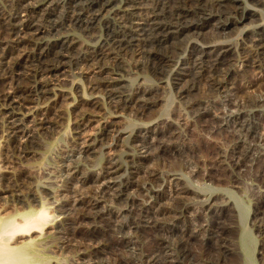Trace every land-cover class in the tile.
Returning <instances> with one entry per match:
<instances>
[{
  "label": "rangeland",
  "instance_id": "obj_1",
  "mask_svg": "<svg viewBox=\"0 0 264 264\" xmlns=\"http://www.w3.org/2000/svg\"><path fill=\"white\" fill-rule=\"evenodd\" d=\"M14 1L0 0V22L3 14L8 15L9 12L14 11ZM48 1L41 0L40 3L48 5ZM55 1L58 2V0ZM61 2L62 0L58 3ZM108 2V7L103 12L95 26V31L92 33L81 30L73 23H68V26L59 29V33L51 31L49 22L41 24V31L37 37L41 39L42 43L53 44L70 35L76 42L77 49L79 48L77 50L79 60L76 63L66 62L63 65L64 68L61 66L60 72L49 82L50 90L47 95L36 93L31 97V103H25L22 98L23 95L20 97L19 93H13L15 85L19 83L21 88H25V86L32 84L31 80L33 78H28L26 69L23 70L25 62L22 61L21 57L18 58V54L22 52L14 50L8 53L7 57H10L11 61L6 57L5 62L12 64V61H17L18 64L13 66L14 69L7 74V77L9 75L11 77L6 79V82L2 81L0 77V213L3 216L6 211H9L8 208L12 211L13 207H20L22 204L21 200L30 201L33 204L32 206L35 207H40L43 202L46 204V207L51 211L52 219L55 217V221L48 225L51 227H47L49 234H35L33 237V244L36 247L35 253L43 257V259H40L45 261V264H89L91 262L90 259L95 257L93 253L96 256L98 255L103 262L105 261L104 264L113 263L112 261L118 258L130 261L129 264H136L142 259L138 255V249L143 248V255L146 257L152 248L154 234L148 223L149 218L134 214L133 207L130 208L129 204H114L113 199L117 198L119 191L110 190L109 201L102 203V207L99 209L104 212L109 207L113 210H120V212L122 211L120 220L127 223L131 220L138 223V225L136 224V226L126 231L114 229L110 239L101 240L103 239L101 238L98 239L99 241L92 240L91 242V240L86 241V239L81 238V233L89 232L93 223L91 221L89 223L84 222L83 224L74 225L77 230H80H78L80 233L77 238L73 239V236L71 237L68 231L69 228L74 227L71 225L72 220L70 219L77 217V215L75 216L76 211L72 210L74 205L77 204L75 202L77 197L68 187L70 188L72 185L76 187L81 184L74 178L77 175L82 177L81 173L88 175V177L101 176L110 161H117L121 166L120 175L109 180V182L114 184H119L122 178L127 177L132 171V166H141L142 169L150 168V170L154 167L153 170L158 169L157 172L165 178L166 182L163 188L165 195L163 194L157 201L148 195L140 196V187L150 186L145 183H139V186L132 187L127 192V195L136 196L143 208L157 210L162 205L172 207L171 204L177 198L176 187L173 184L178 179H183L182 181L187 184L192 192H195L192 193L193 195L195 194L194 197H192V194L186 195V197H189L186 200L190 201L191 208L180 219H173L170 215L164 217L161 215L159 216V219L162 218L161 222L165 221L175 229L181 230L185 228L190 218L198 217L200 220H212L211 216L213 213H208L209 211L206 208H203V210L202 207H199L200 200L204 201L206 200L205 197H207L210 203L215 204L214 209L221 207L220 210L223 213L225 212L223 221L227 222L229 230L227 238L232 244L230 245L231 254L223 261L221 260L220 263L217 262V264H264V207L260 201L264 198V183L261 180L258 181L260 175L259 166L261 164L243 166L245 171L242 166L241 168L240 166L236 168L233 164L234 157L231 150L235 133L232 130H235V128L227 124L230 116H236L238 113L230 111L225 106L224 101L227 93L216 92L213 94L207 89L203 81L200 82L201 85L199 84L198 91H196L197 89H192V94L195 92L194 95L191 94V96L186 97L185 94H181V88L184 85L187 86L186 83L191 80L189 79L190 76L186 75L190 72L188 70L191 67L187 60L191 47L196 46L205 50L220 49V51L229 52L228 65L234 73L233 76L231 75L225 80V86L231 88L239 85L238 87H242L240 89L244 91L243 93V91L238 90L236 93L238 97L236 95L234 99H239V97H247L252 100H257L260 97L264 98V78H262L264 74V47L258 46L256 48L257 44L255 41V39L259 38V34L264 33V0H238L236 5L241 8L242 12L244 9V14L242 12L237 15L234 14L233 18L231 17L234 22L232 25H229V20H223L222 23L229 25L225 26L224 30L216 29L222 23L202 20L201 23H204V28L198 31V34H189V37H186L188 40L184 43L186 45L185 50L175 58L172 66L173 71L161 76L162 80L160 76L153 72L151 74L150 71L146 70L142 65V58L137 54L125 55L118 60L108 59L107 63L110 67L107 68L108 71H106L107 69L103 70V74L100 73L96 66H92L91 62L89 63L86 60L87 54L90 53L89 51L92 53V51L95 52L102 46H106L109 38L108 29H117L121 20L120 17L126 12L123 11L126 9V0H108ZM58 5L55 6H57V11L59 10L58 12H60L61 6L59 5V7ZM55 20L60 21L61 18ZM116 23L118 24L116 25ZM64 29L66 32H64ZM56 33L57 35H55ZM22 35L24 34L22 33ZM2 37L1 34V48L8 45L7 40ZM20 47L22 45L18 47L19 50L21 49ZM10 53L14 54L9 56ZM256 53L260 54H258L262 61L260 67H256V65H252L247 61L248 54ZM81 56H83V59H81ZM0 61V67H3L2 61L4 60H1V57ZM112 63L113 65H110ZM2 70L3 68L0 69V75L4 73ZM107 72L118 79L116 84L121 85L119 86L126 95L138 90H150L151 98H154L150 105L152 109L148 110L144 115H138L130 108L116 107L106 95L100 80L104 76H109ZM178 73L183 74L178 76L176 75ZM21 74H23V78ZM17 76H20L22 80H18L20 77ZM177 77L182 80H176ZM253 79L259 83L255 85L256 87L254 86L255 88L248 89V84ZM5 83L6 86L4 85ZM258 84L261 85L259 86ZM245 85L247 86L245 87ZM142 87L146 88L143 89ZM4 89L9 90L8 93L10 94H17L16 102L9 103V101L3 100L2 94L7 92ZM243 94L245 96H242ZM193 96L197 98L195 97L194 99ZM189 97L193 98V100L198 98L210 100L209 116L207 115L208 117L206 116L205 118H208V120L211 118L218 119V124L212 126L205 121H200L193 113L194 110L191 108L192 99L189 100ZM245 110H247L244 111L245 115L251 113L255 118L247 122V127L257 128L259 136H261L259 142L256 143L260 151H254V156L257 157L259 154L258 157H260L261 153L264 152V106L253 108L252 110L247 107ZM11 116L18 118V123L21 126L20 130L24 131L30 128L29 134L32 135L29 140L30 143L23 142L24 139L21 138V133H17L14 136L10 132L8 121L11 120ZM245 118L242 120H246ZM85 123L86 125H84ZM157 128L159 129L158 133ZM172 128L174 131L176 130L178 137L174 139L177 141L169 142V146L175 147V150L179 152L189 151L188 154H184L183 160L181 157H176V159L174 156L161 155L155 144L157 138H159L160 131H165V129L172 130ZM105 129H109L107 134H110L108 136L104 133ZM238 129L239 127H237ZM138 134L145 136L149 142L144 147L136 143L134 137ZM240 136L242 135L240 134ZM90 143L92 145L87 147ZM70 172L72 173L71 177ZM73 179L77 182L76 184ZM135 182H138V180L136 179ZM92 185L95 186L96 184ZM92 185L86 184V190L89 188L88 191H90V187H93ZM78 186L77 188H79ZM62 204L66 207H62ZM78 205L82 207L80 204ZM69 206H72V208L70 207L71 211L75 212V214L71 211H69L70 214L68 212L63 213L64 209H70ZM129 209L132 211L126 214L125 211H129ZM71 213L73 214L72 216ZM207 213L210 216L209 218L206 217ZM131 214L134 216L133 218ZM170 237L167 240L172 244L180 239L179 235ZM23 239L25 240V238L17 239V245H22ZM123 240L129 242V244L119 245L118 243ZM204 243L201 236L188 241L189 260L203 261L208 257ZM136 244H141V246L137 245L138 247H136ZM214 256H217V254L214 253ZM168 259L171 258L169 257Z\"/></svg>",
  "mask_w": 264,
  "mask_h": 264
},
{
  "label": "bare ground",
  "instance_id": "obj_2",
  "mask_svg": "<svg viewBox=\"0 0 264 264\" xmlns=\"http://www.w3.org/2000/svg\"><path fill=\"white\" fill-rule=\"evenodd\" d=\"M40 1L41 0L39 1L15 0L14 11L11 13L9 12L8 15L3 14L0 22V33L3 36L2 38L6 39L8 43L6 47L5 46L2 48L0 47L1 48L0 57L1 60H4L2 61L3 67H0V69L3 68L2 71H4L3 74H5V75L3 74L0 75V77L2 81L6 82V79L11 77L10 75L7 77V74L14 69L13 66L18 64L17 61H12L13 65L7 64L8 62H5L7 58H9V60L11 61L10 57H7L8 53L14 50L21 51L22 53L20 52L21 54H18L19 55L18 58L21 57L22 61L25 62V65H23L24 63L20 65H23L24 68V69L22 68L23 70L26 69L25 71H27L26 75L28 76V78L29 77L30 79L33 78V80H31L32 84L29 86L28 85L25 86V88H21L19 86V83L17 82L18 84L15 85V87H13L14 89L13 93L15 92L19 93L20 97H22L23 95L22 98L24 99L25 103H31L32 102L31 97L36 93L47 95L50 90L49 82L54 77H56V74L58 72H60L61 66H63L66 62L76 63L79 60V55L77 51L79 48L77 49L76 42L74 41L73 38H71L70 35L65 36L62 40H59L58 42L53 44L42 43L40 41L41 39L37 37L39 35V32L41 31V24H43L44 22H49L51 24L50 25V28L52 29L51 31H56L57 33H59L60 32L59 29L65 28V26H68V23L70 24L73 23L79 28H81V30L86 31L88 33H92L93 31H95V26L97 22L99 21L103 12L105 11V9L108 7L109 4L108 0H62L61 3H58L60 0H58V2H56L55 0L53 1L49 0L48 5L41 4ZM237 1L238 0H126V9L125 10L121 9L126 12L122 14L121 17L119 16L121 20L118 28L108 29L109 35L108 34L107 35L109 36V38L107 40L106 46L104 45L99 50H96L95 52L92 51V53L91 51H89L90 55L87 54L88 57L86 58V60H88L89 63L91 62L92 66L93 65L96 66L99 69L100 73H102L103 70L105 71L107 68L110 67L107 63L108 59L118 60L120 57H123L125 55L129 56V54L130 55L137 54L142 58L143 60L142 65L146 68V70H148V72L150 71L151 74L153 72L154 74L160 76L162 80L163 78L161 76H165L167 73L173 71L172 66L175 61V58L185 50L186 45H184V43L185 41L188 40L187 39L189 37L188 35L198 34L199 33L198 31L204 28V23H201L202 20H208L209 22L217 21L219 23H222L223 20L227 19L230 21L229 25H232L234 23L231 17L234 14L237 15L240 12H242L241 8L237 7L236 5ZM57 4L61 6L60 12H58L59 10L57 11L56 9L57 6L55 5ZM242 14H244V9ZM55 17L61 18V20L56 21L55 19L57 18ZM117 24L118 23H116V25ZM229 25H227L226 23L225 24L222 23L216 29L224 30L225 26H229ZM64 32H66L65 29ZM22 33L24 35H22ZM57 33L55 35H57ZM258 37L259 38L257 39L253 38L255 39L257 44L256 48H258V46L264 47V33L259 34ZM21 45L23 49L22 47L20 48L23 51L21 49L19 50L18 48ZM11 54L14 53H10L9 56ZM258 54L259 53L247 55L248 57L247 61L252 65H256V67H260V64L262 62L259 57L260 54L259 55ZM83 56H81V59H83ZM228 58H229V52L227 51H223V50L220 51V49L205 50L204 48H199L196 46L191 47V50L189 52V57L187 60L191 67L188 70L190 72L186 74L190 76L189 79L191 80H189L186 83L187 86L184 85L181 88V94H185L186 97L189 95L191 96L192 89L194 90L197 89L196 91H198V86L201 81L204 82V85L213 94L216 92L227 93L224 101L225 106H227L230 111H236L238 113V114L235 113L237 114L236 116H230V119L227 124L235 128V130H232L235 133V135H233V144L231 150L233 154L232 156L234 157V158L232 157L234 159L233 164L236 168L239 166L241 168V166L242 167L253 166L256 165L257 163L258 164L260 163L261 164L259 166L260 175L258 181L261 180V182L264 183V152L261 153L262 157L261 155L260 157H258L259 154L257 155V157L254 156V151H260L256 143L259 142L261 136H259L257 128L252 129L250 127H247V122L250 121L252 118H254V115L251 113L245 115L244 113V111H247L245 110L247 107H249L251 110L253 108H261V106L263 107L264 98L257 97L259 99L252 100L247 97H243V98L239 97V99L237 98L234 99V96L237 95L236 94L237 91L241 90L240 88L242 87L239 88L238 87L239 85L238 86L235 85L231 88L225 86V80L229 78L231 75L233 76L234 73L228 65V61H229ZM110 65H113V63ZM106 71H108V69ZM179 73L176 75L180 76L183 74V73L182 74ZM22 75L23 74H21V77ZM21 77L18 78V80L19 79L22 80L23 77L22 78ZM262 78H264V74ZM179 79L180 77L176 78V80L178 81ZM100 80L102 81V86L104 87V91L106 92V95L108 96V98L111 99L110 101L116 107L120 106L122 108H130L134 110V112L137 113L138 115L140 114L144 115L148 110L152 109V107L150 108V105L152 104V99L154 98H151L152 96L150 90L137 89L138 91L126 95L122 91V88L120 87L121 85L119 84L120 85L119 86L118 84H116L118 79L114 78V76L112 77L110 73L109 76L106 77L104 76V78ZM254 81L255 79H253V81L251 80V82L248 84L250 86V87L248 86V89L253 88L255 85H257V83H259L258 81L257 82ZM4 85L6 86V83ZM246 86L247 85H245V87ZM4 91L7 90L4 89ZM8 91L2 94L3 100L9 101V103L16 102L15 100L17 99L16 98L17 94L14 95L12 93L13 94L12 95L8 93ZM194 94L195 92L192 95ZM242 96H245V94H243ZM191 99H192L191 108H193L194 110L193 113L198 117L200 121H205L208 123V125L210 124L212 126L218 124V119L216 120L211 118L210 120H208V118H205L209 114V106L211 105L210 104L211 102L209 103L210 100L208 101L204 99L201 100L200 98L196 100L190 98L189 100ZM243 118H245L246 120L243 121L242 120ZM18 121H19L18 118H16L15 116H11V120L8 121L10 124L9 128L11 129L10 132H12L14 136L17 133H21L22 134L21 138L24 139L23 142L30 143L29 140L30 137L32 136L31 134H29L30 128L29 130H24V131L20 130L21 126L20 123H18ZM84 125H86V123ZM237 127H239L238 130ZM172 130L165 129V131H160L159 138H157L155 144L157 145L158 152L161 155H165L169 157L174 156L175 158L181 157L182 159V157H184V154H188L189 151H185L187 153L179 152L175 150V147L169 146V142L177 141L174 139L178 137L177 136L178 133L175 132L176 130L175 131ZM108 131L109 129H105L104 133L107 134ZM158 132L159 129L157 133ZM239 133L242 136H240ZM109 134H107V136ZM134 138L136 139V143L139 144L140 146L144 147L146 144L149 143L146 140L145 136L138 134ZM91 145L92 144L90 143L87 145V147H90ZM245 167H243L244 171H245ZM153 168L152 170H150V168L142 169L141 166H132V171L130 172V174L127 177L122 178L119 184L118 183L114 184L113 182H109V180L113 178H117L120 175L119 173L121 171V166L117 161H110L108 165H106L105 170H103L101 176L99 177L91 176L92 177L91 178L88 177V175L82 173H81L82 177H79L76 173L77 176H75L74 178L75 180H77V182L81 183L79 186L77 185L79 188H77V186L74 187L72 185L73 182L71 183L72 186H70V188L68 187V189H70V191L76 194L77 197V199L75 200L77 204L74 205L72 209L73 211H76V214L75 212L71 211L72 206H69V208L71 207L70 209L68 208L64 209L63 213L65 214L68 212L70 214L69 211H71L75 214V216L77 215L76 218L73 216L74 219L73 218L70 219L72 220L71 225L73 226L75 224L76 225L83 224L84 222L89 223V221L93 223L92 229L90 228L91 230L89 232L85 234L81 233V238H83L84 240L85 239L86 241L91 240L92 242V240L96 241L101 238H103L101 240H105V238L110 239L112 237L111 235L112 230L116 229L118 231H126L131 229L133 226H136V224L138 225V223H135L134 221L131 220L129 223L120 220L119 218L121 217L122 214V211L120 212V210H113L111 209V207L109 208L105 207L106 212H104L99 209L102 207L101 205L102 203H104L105 201H109L108 198V195L110 193L109 191L118 190L119 195L117 196L116 199H113L114 204L116 205L117 204L121 205L123 203L129 204L131 206L130 208L133 207L132 210L134 214H138V216L148 217L149 218L148 223L154 234L153 235L154 239L152 243V248L150 249V253L146 257H144L143 255L144 252L142 251L143 248L138 249L139 250L138 255L142 259L139 263L136 264H217V262L220 263L221 260L223 261L224 259H226V257L232 252L230 248V245L232 244L231 241L227 238V233L229 231L228 226L226 224L227 222L225 223L223 221V218L225 217L224 216L225 212L223 213V211L220 210L221 207L219 209H214L215 204L210 203L207 197H205L206 200L204 201L200 200L199 207L200 208L202 207V209L206 208L209 211L208 213L212 212L213 213L211 216L212 220L209 221H207V219L200 220V218L198 217L190 218L185 228L179 230V229H175L173 226H171V224L165 221L161 222L162 218L159 219V216L161 215L163 217L170 215L171 218L173 219H180V217H182L191 208L192 205L190 201L186 200L187 198L189 199V197H186V195L195 192H192V190L187 186V184L182 181L183 179L182 180L176 179L177 181L175 180L176 182H174L173 184L176 187L175 192L177 194L176 196L177 198L176 201L175 202L173 201L174 203L171 204L172 207H169V205L168 207L162 205L157 210H154L152 208H143V206L141 205V203H139L138 198L136 196L127 195L129 189L135 186H139V183H145L150 186L142 187V188L140 187L139 189L140 194L138 193L140 196L148 195L153 197L155 201H157L161 196H163L164 194L163 188L165 187V182H166L165 178L162 177L159 172H157L158 169L153 170ZM71 176L72 173L70 172V177ZM136 179L138 180V182H135ZM77 182L75 181V184ZM86 184L89 185L96 184V185L95 186L92 185L93 187H90L91 190L88 191L89 188L88 190H86L87 187L85 188ZM152 186L157 188H153ZM194 195L192 197H194ZM260 201H261V205L264 207V198L261 199ZM21 203H22L21 204L22 207L21 206L19 207L17 205L18 207L17 206H16L17 208L13 207L12 211H10V209L8 208L9 211H6L3 216L0 213V264H45L46 262L40 259V258L43 259V257H40L35 253L36 247L35 244H33V239H34L33 237L35 234L38 235H41L43 233L49 234V232L47 231V227H51L48 225H50L51 222L55 221V217H53L52 219L51 211H49V209L46 207V204L44 202L41 204L40 207L32 206L33 204H31L30 201H26V200H21ZM78 204H80L82 207H80ZM61 206L64 208L66 207L63 204ZM131 211L129 209V211H125V213L127 214L130 213ZM208 213L206 217L209 218L210 216ZM72 215L73 214L71 213V216ZM133 217L134 216L132 215V218ZM78 230L74 226L69 228L68 233H70L71 237L73 236L72 238L74 239L75 237L77 238V236L80 233L79 232L80 230L79 231ZM174 235L175 236L179 235L180 239L176 243L172 244L170 241L167 240V238ZM198 236H201L202 240L205 242L204 245L206 246V251H207L206 253L208 257L203 261L189 260L188 257L190 251L188 249V241ZM20 238H25V240L23 239L24 241L22 245L19 246L17 245L16 240ZM67 241L69 242V240ZM11 243H13L14 245ZM118 244L121 246L128 245L129 242L123 240L121 241V243ZM137 245L138 244H136V247L141 246V244L138 246ZM47 251L49 250L47 249ZM95 252L97 253V251ZM214 253H216L217 256H214ZM93 254L95 255V257L90 259L91 262L89 264H104L105 261L103 262L98 257V255L96 256L95 253ZM169 257L171 259H168ZM112 262L113 263H109V264H129L130 261L123 258H118L113 260Z\"/></svg>",
  "mask_w": 264,
  "mask_h": 264
}]
</instances>
